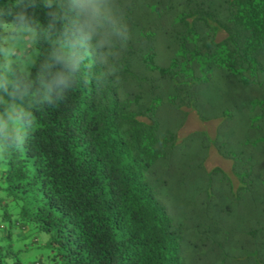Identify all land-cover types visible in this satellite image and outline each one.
Here are the masks:
<instances>
[{"label": "trees", "instance_id": "trees-1", "mask_svg": "<svg viewBox=\"0 0 264 264\" xmlns=\"http://www.w3.org/2000/svg\"><path fill=\"white\" fill-rule=\"evenodd\" d=\"M125 2L116 77L48 110L31 157L2 166L0 209L47 251L24 264H264V0ZM189 111L215 137L180 138ZM212 148L232 175L206 168Z\"/></svg>", "mask_w": 264, "mask_h": 264}, {"label": "clouds", "instance_id": "clouds-1", "mask_svg": "<svg viewBox=\"0 0 264 264\" xmlns=\"http://www.w3.org/2000/svg\"><path fill=\"white\" fill-rule=\"evenodd\" d=\"M132 38L125 0H0V178L3 165L31 157L48 110L116 77ZM0 211V264H24L16 248L32 238L33 222Z\"/></svg>", "mask_w": 264, "mask_h": 264}, {"label": "rangeland", "instance_id": "rangeland-1", "mask_svg": "<svg viewBox=\"0 0 264 264\" xmlns=\"http://www.w3.org/2000/svg\"><path fill=\"white\" fill-rule=\"evenodd\" d=\"M218 126L219 121L203 122L199 119L195 112L189 111L188 120L185 126L180 130L179 136L180 138H184L197 131H206L211 137H215L218 131ZM217 167L223 169L228 174L232 175V162L221 157L220 154L214 148H212L206 160V168L208 170H212ZM15 214L18 218H20L16 212ZM0 216H4L3 212L0 213ZM32 232V238L28 240L27 243H18L16 248L17 252L27 253L28 258L25 261L26 263H32V261H36L42 255V257L45 259L47 255L46 249L41 248L43 243H36L37 237L39 236V239L41 238L40 235L33 229ZM24 239L26 238L22 236L21 241H23Z\"/></svg>", "mask_w": 264, "mask_h": 264}]
</instances>
